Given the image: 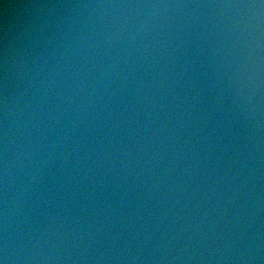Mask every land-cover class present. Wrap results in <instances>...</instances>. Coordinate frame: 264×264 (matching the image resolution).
<instances>
[{
    "label": "clouds",
    "instance_id": "clouds-1",
    "mask_svg": "<svg viewBox=\"0 0 264 264\" xmlns=\"http://www.w3.org/2000/svg\"><path fill=\"white\" fill-rule=\"evenodd\" d=\"M0 264H264V0H0Z\"/></svg>",
    "mask_w": 264,
    "mask_h": 264
}]
</instances>
